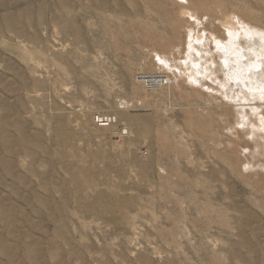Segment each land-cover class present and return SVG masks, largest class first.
Wrapping results in <instances>:
<instances>
[{"label": "rangeland", "instance_id": "374dc122", "mask_svg": "<svg viewBox=\"0 0 264 264\" xmlns=\"http://www.w3.org/2000/svg\"><path fill=\"white\" fill-rule=\"evenodd\" d=\"M227 13L264 28V0H0V264H264V99L215 47L181 64Z\"/></svg>", "mask_w": 264, "mask_h": 264}, {"label": "bare ground", "instance_id": "6f19581e", "mask_svg": "<svg viewBox=\"0 0 264 264\" xmlns=\"http://www.w3.org/2000/svg\"><path fill=\"white\" fill-rule=\"evenodd\" d=\"M182 12L184 15L190 16L191 19L194 17L193 19L199 22L198 17L194 16L192 12L187 11V9ZM199 25H201V29L195 27L190 28L187 31L188 33H186V56L181 62V64L186 66V70H192V68H194L196 73L200 74V63L195 58L194 54H198L199 57H201L199 46H204L205 48L215 47L216 51L220 53V68L225 74V77L235 84L247 87L251 94H258L261 99H264V80L259 77V72H257L262 66V61H260V59L264 57V28L261 27V29L251 25L234 13H227L222 17H217L215 26L211 23L209 28H205L204 24L201 22ZM241 34L246 36V40L240 38ZM254 34L260 37L259 40L253 38ZM155 55L173 74L175 71L180 74L183 73L179 66L177 67L168 63V61L162 58L158 53ZM187 77L189 80L198 81L196 75H192V73ZM139 79L152 85L157 84V82L166 81L169 78L166 74H150L141 75ZM254 112L255 116L258 118V124L256 125L255 121L254 124H250L249 133L255 137L260 131H263L259 133L260 135L264 133V113L260 110ZM243 118L247 120L248 117H246V113H244ZM243 118L241 124H246V126H248L247 124L249 121L245 122L246 120L244 121ZM242 128L245 127L243 126ZM257 137L255 138L257 139Z\"/></svg>", "mask_w": 264, "mask_h": 264}, {"label": "built area", "instance_id": "2783aa9c", "mask_svg": "<svg viewBox=\"0 0 264 264\" xmlns=\"http://www.w3.org/2000/svg\"><path fill=\"white\" fill-rule=\"evenodd\" d=\"M114 117L108 114L105 115H97L94 117V122L97 126H108L114 122Z\"/></svg>", "mask_w": 264, "mask_h": 264}]
</instances>
